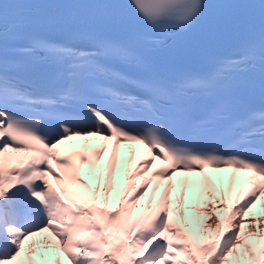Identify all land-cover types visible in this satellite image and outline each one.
Returning a JSON list of instances; mask_svg holds the SVG:
<instances>
[{"label":"snow or ice","instance_id":"6c2138e0","mask_svg":"<svg viewBox=\"0 0 264 264\" xmlns=\"http://www.w3.org/2000/svg\"><path fill=\"white\" fill-rule=\"evenodd\" d=\"M40 2L88 7L18 18L37 30L13 46L0 30V264H34L42 235L70 264H264V215L250 214L264 196V108L236 111L247 91L264 96V0ZM205 17L211 63L166 75L154 46ZM233 35L245 37L237 51L213 56ZM127 144L146 158L133 166ZM206 169L235 170L227 192ZM236 173L250 175L232 199Z\"/></svg>","mask_w":264,"mask_h":264},{"label":"bare ground","instance_id":"6f19581e","mask_svg":"<svg viewBox=\"0 0 264 264\" xmlns=\"http://www.w3.org/2000/svg\"><path fill=\"white\" fill-rule=\"evenodd\" d=\"M76 145L72 142H69V144L62 147L61 151L63 152L66 149L74 148ZM122 154L124 156L131 155V150L135 151V158L133 162V166L135 165V162H138L142 157H145L146 149L143 145H133V144H127V145H121ZM108 153L105 154L104 161H107ZM146 158V157H145ZM53 167H56L55 161H52ZM160 161L156 162V165H159ZM59 171V169H57ZM235 170L233 169H224V170H213V169H206V173L209 175L210 179L214 184H216L218 187L221 185V182L223 184V187L225 191L227 192L229 189V185L231 182V174ZM97 174V170H88L87 167L83 168L81 171V176L83 179L87 180L90 185L93 187L95 186V180L94 176ZM106 176V171L104 173ZM236 188L233 190L232 193V199L235 198L236 192L240 190L242 181L249 173H236ZM51 180L53 187L57 188L59 190V186L56 184V181L53 180L51 177H49ZM177 180L178 183V177L174 178ZM103 179L100 181L101 189H103ZM136 183H139L137 180ZM115 184L118 190H123L124 187L128 184V181L125 177L124 173L118 172L115 177ZM250 187V185L244 184L243 188L244 190H247V188ZM151 195V189H149V192L145 195V197L139 202L141 205H145L148 202V197ZM159 198V193H157V199ZM98 207L107 208V210L111 211L114 210L115 204L112 201H109L108 204H104L103 201H99L97 203ZM187 207V205H186ZM251 215L260 216L264 215V196L261 197V200L257 202L256 206H254ZM193 215H200L199 213L193 212ZM259 226V225H258ZM50 236V234H47ZM39 243L35 245L37 248L36 253L33 256L34 264H70V261L68 257L59 249V247H56L52 251H44V236H38L35 238ZM53 241H55V238H53ZM27 248V245H26ZM23 264H27V261L25 260Z\"/></svg>","mask_w":264,"mask_h":264}]
</instances>
